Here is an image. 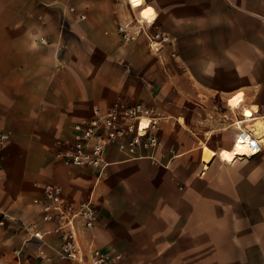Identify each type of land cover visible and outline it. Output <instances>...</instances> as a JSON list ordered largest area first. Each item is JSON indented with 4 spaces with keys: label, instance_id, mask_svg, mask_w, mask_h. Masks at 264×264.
<instances>
[{
    "label": "crops",
    "instance_id": "crops-1",
    "mask_svg": "<svg viewBox=\"0 0 264 264\" xmlns=\"http://www.w3.org/2000/svg\"><path fill=\"white\" fill-rule=\"evenodd\" d=\"M145 2L157 12L152 31L171 39L160 52L144 37L121 40L118 23L137 12L127 0H0V133L9 134L0 219L12 217L0 225L4 260L21 249L24 264H75L37 258L61 243L50 233L56 222L34 203L56 184L75 203L95 200L96 225H79L88 255L121 254L117 264H264V147L232 165L218 156L207 169L202 162L205 145L230 148L245 107H258L254 124L264 121V0ZM240 91L241 109L229 108ZM119 99L162 114L160 147L133 159L112 146L101 174L65 162L59 150L73 125ZM28 226L47 233L45 244Z\"/></svg>",
    "mask_w": 264,
    "mask_h": 264
},
{
    "label": "built area",
    "instance_id": "built-area-1",
    "mask_svg": "<svg viewBox=\"0 0 264 264\" xmlns=\"http://www.w3.org/2000/svg\"><path fill=\"white\" fill-rule=\"evenodd\" d=\"M131 8L137 12L127 21L119 22L117 26L121 40L130 43L144 37L151 51L160 52L171 39L162 31H152L157 16L154 19L143 16V12L149 8L146 2L138 8L131 5ZM42 41L46 43L45 39ZM241 107L242 105L239 108ZM163 118L156 108L142 102L119 99L106 110L97 107L91 117L83 118L73 125V140L59 150V156L72 166L95 168L101 174L109 165L106 156L112 146L133 159L142 158V151H156L161 145L158 132ZM256 118L247 121L241 113L235 118L233 125L237 130L235 137L240 134L239 136L251 138L249 149L258 155L262 152L264 142L263 137L254 131L253 121ZM8 139L9 134L0 133V148ZM149 157L156 161L152 155ZM34 203L41 205L46 221L56 222L50 233L61 241L55 254L47 253L44 247L38 250L37 258L41 262H51L57 257L59 260H69L75 264H117L122 259L121 254L98 248H92L88 255L81 243L79 225L89 230L99 219V210L93 197L75 203L63 194L61 186L47 184L44 186V196L35 199ZM11 219L10 214L3 213L0 225H5L6 221ZM27 229L31 238L45 242L47 233L40 232L35 226H28ZM13 256V261L4 260L0 256V264H24L26 258L21 249H14Z\"/></svg>",
    "mask_w": 264,
    "mask_h": 264
},
{
    "label": "bare ground",
    "instance_id": "bare-ground-1",
    "mask_svg": "<svg viewBox=\"0 0 264 264\" xmlns=\"http://www.w3.org/2000/svg\"><path fill=\"white\" fill-rule=\"evenodd\" d=\"M128 4L132 5L135 8H138L141 5H144L145 0H128ZM130 5V6H131ZM143 16L146 18L154 19L157 16V12L152 6H149L143 12ZM245 93L243 91L237 92L234 96L230 97L227 101V106L231 109H237L242 105L244 101ZM258 107L253 106L252 108L245 107L242 110V116L246 118L247 121H252L255 119ZM254 131L263 137L264 142V121L258 120L254 124ZM238 134L230 148H222L218 152L214 151L213 149L209 148L207 145L204 146V155L202 158V162L204 168L207 169L214 158L218 156L219 160L225 164L232 165L238 160H242L244 158H253L256 156L250 149H249V142L251 138L245 136H239Z\"/></svg>",
    "mask_w": 264,
    "mask_h": 264
},
{
    "label": "rangeland",
    "instance_id": "rangeland-1",
    "mask_svg": "<svg viewBox=\"0 0 264 264\" xmlns=\"http://www.w3.org/2000/svg\"><path fill=\"white\" fill-rule=\"evenodd\" d=\"M225 111H226V109L223 107V112H225ZM228 115L230 116V113H228ZM223 119H225V118L223 117ZM257 121H258V120H257ZM233 127H234V126H233ZM233 127H230V128L227 129L226 131H223V142H226V141L231 140V135L233 134V131H234ZM216 191L219 192V191H218V188H217ZM223 205H224V204H223ZM261 208H263V207H262V204H261Z\"/></svg>",
    "mask_w": 264,
    "mask_h": 264
}]
</instances>
